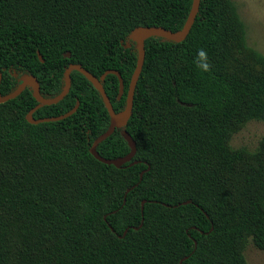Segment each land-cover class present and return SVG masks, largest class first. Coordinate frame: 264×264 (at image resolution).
Segmentation results:
<instances>
[{
    "label": "trees",
    "instance_id": "trees-1",
    "mask_svg": "<svg viewBox=\"0 0 264 264\" xmlns=\"http://www.w3.org/2000/svg\"><path fill=\"white\" fill-rule=\"evenodd\" d=\"M192 1L0 0V94L30 74L52 98L75 63L97 77L120 73V98L116 75L102 85L121 112L137 61L131 31L180 30ZM245 37L232 0H200L184 40L145 39L123 128L136 153L119 168L89 151L110 116L82 73L71 71L65 97L33 113L57 116L78 102L61 120L25 119L38 104L30 87L0 103V264H246L248 241L264 250V142L230 144L248 121L264 122V55ZM199 49L209 73L194 63ZM123 129L99 155L129 152Z\"/></svg>",
    "mask_w": 264,
    "mask_h": 264
},
{
    "label": "water",
    "instance_id": "water-1",
    "mask_svg": "<svg viewBox=\"0 0 264 264\" xmlns=\"http://www.w3.org/2000/svg\"><path fill=\"white\" fill-rule=\"evenodd\" d=\"M199 3L200 0H193L191 4L190 11L188 13L187 19L183 25V27L180 30L177 31H171L169 29L163 28L161 26H137L134 28L130 33V39H132L136 45L137 49V61L136 65L134 67V70L132 72L128 90L126 93V100H125V107L121 112H115V110L112 107V104L110 102L109 97L107 96L105 89L102 85V81L105 79V77L108 74H114L118 77L119 81V91H118V98H120L124 91V85L123 80L121 78L120 73L117 70L114 69H108L105 70L99 77L93 75L88 70L83 68L79 64L70 63L66 69L64 70V86L59 94L52 98H45L40 93V87L38 80L35 76L30 74H25L20 77V82L17 85V87L11 91L10 93L6 95L0 94V103H3L5 101H8L10 99H13L17 97L26 87H30L32 89V94L37 101V105L33 108H31L25 115V119L31 123V124H38L41 122H48V121H57L61 120L63 118H66L73 114L76 109L78 108V102L75 103V105L68 110L67 112L57 115V116H51V117H42V118H35L33 116V113L37 107L40 105H51L59 102L62 100L65 95L69 92L70 86H71V78L70 73L73 70H76L80 73H82L90 82L91 84L99 91L102 100L104 102L105 107L107 108V111L110 116V126L107 131H105L103 134L95 138V140L92 142L89 151L90 153L98 160L106 164L114 165L115 167H121L124 163L130 162L131 159L134 157L136 153V144L131 135L123 129L132 113L133 108V98H134V92L136 83L138 81L139 75L141 73L143 63H144V56H145V49H144V41L145 39L152 37V36H158L162 37L167 40L180 42L185 39L187 34L190 31V28L195 20L196 14L199 9ZM129 44H126V47H128ZM69 53H67L68 55ZM37 55L41 61H43L41 54L39 51H37ZM2 78V73L0 70V81ZM116 128H122V134L125 138V140L128 143V146L130 148L129 152L117 159H108L105 158L96 151L97 145L102 142L104 139H106ZM134 162H131L130 165H132ZM144 171L140 173L139 180L142 178V174ZM129 191L127 189L126 193ZM125 193V194H126ZM125 202V197L123 199V203ZM145 203V200L141 202V212L143 210V205ZM187 203L186 201L183 202V204ZM179 205V204H178ZM104 219H106V216H104ZM126 230L124 231L123 235L125 234Z\"/></svg>",
    "mask_w": 264,
    "mask_h": 264
},
{
    "label": "rangeland",
    "instance_id": "rangeland-1",
    "mask_svg": "<svg viewBox=\"0 0 264 264\" xmlns=\"http://www.w3.org/2000/svg\"><path fill=\"white\" fill-rule=\"evenodd\" d=\"M244 23L246 43L264 55V0H232ZM264 142V122L250 120L231 136L234 148L253 151ZM246 264H264V250L248 241L244 248Z\"/></svg>",
    "mask_w": 264,
    "mask_h": 264
},
{
    "label": "clouds",
    "instance_id": "clouds-1",
    "mask_svg": "<svg viewBox=\"0 0 264 264\" xmlns=\"http://www.w3.org/2000/svg\"><path fill=\"white\" fill-rule=\"evenodd\" d=\"M196 67L203 73H209L212 65L208 58V53L204 49H199L194 60Z\"/></svg>",
    "mask_w": 264,
    "mask_h": 264
}]
</instances>
